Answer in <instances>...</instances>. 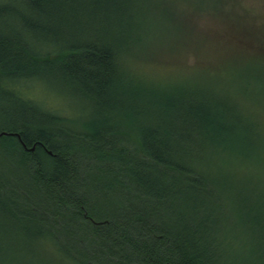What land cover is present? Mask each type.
<instances>
[{
    "label": "trees",
    "instance_id": "trees-1",
    "mask_svg": "<svg viewBox=\"0 0 264 264\" xmlns=\"http://www.w3.org/2000/svg\"><path fill=\"white\" fill-rule=\"evenodd\" d=\"M203 1L0 0V132L14 134L0 137V263L55 250L76 264H264V181L227 174L264 172V14ZM194 11L238 22L229 68L157 75L151 53L190 45ZM52 70L93 103L84 122L2 84Z\"/></svg>",
    "mask_w": 264,
    "mask_h": 264
},
{
    "label": "rangeland",
    "instance_id": "rangeland-1",
    "mask_svg": "<svg viewBox=\"0 0 264 264\" xmlns=\"http://www.w3.org/2000/svg\"><path fill=\"white\" fill-rule=\"evenodd\" d=\"M198 1L200 0H176V3L177 5L181 6L180 9L183 13H191L188 6L197 4ZM238 2L242 3L244 6L246 5L247 7H258L259 11L264 14V0H238ZM211 3L212 0L203 1V4L207 6H209ZM235 9L237 10L236 6ZM192 15H195V20L193 26L189 28V33L191 34V37H193L190 45H181L178 49L169 52L167 50L169 39H165L166 42L162 43L161 48H156L151 53V57L160 58L161 60L160 63H154L152 65L151 63L149 64L153 66L152 71L157 75L178 76L181 72L189 70H209L211 67L229 68L228 66L222 64V61L228 56L227 51L223 53L222 50L224 47L226 49V40L225 44L222 43L224 40L223 38L229 37L228 34L237 31L234 27H238V22L229 18L226 12L220 13V15H216L212 12L194 11ZM246 24L253 25L250 18H248V22ZM252 32H255V30L252 29ZM255 36L256 35H253V37ZM46 51H48V49L45 50V48H43L40 52L44 53ZM49 51L58 52L59 50L51 48L49 49ZM138 59H140V62L144 66L148 64V59H146L144 56H140L137 58V60ZM128 77L130 80H132V82H141V84L132 83V86L134 87L145 88L146 90H152L158 87L149 85L146 82H143L141 78H135L131 74ZM12 81L13 79H4V83L2 82V84L7 89H9L10 87L9 90H11V92L14 89L16 93L20 94L25 99L32 100L38 103L41 107L45 106L49 110L58 113L60 117H63V119L67 120V118H72L78 122H84L85 120H87V117L84 116L85 112L83 109H86L85 107L87 105H89V109H91L93 103L89 102L85 96H78V94L74 96L73 94H71L69 91H71L72 86L70 85V82L65 80L64 76L60 72H56L55 70L47 73L40 71L39 73H35L33 76H29L28 79H23L16 82L15 85V82ZM13 85L14 87H12ZM87 101L89 103H87ZM7 107L10 111H12V107L14 109V106L12 104H8ZM0 117V122H2V119L4 120V118H2V116ZM89 119L95 120L96 115L93 113L91 116H89ZM69 127L74 134H80V132H82L77 130L78 125L76 124H71L69 125ZM1 128L2 127L0 126V129ZM244 173L253 175L260 174V176L258 177L264 181V174L262 175V173L264 172L262 169H245L243 167H239L237 169L233 167L227 172V174L230 175L233 179H235L236 177L240 179L241 177L238 174L245 175ZM262 184L264 185V182H262ZM254 186L255 185L251 187L254 188ZM263 201L264 195L262 194L259 204L264 205ZM225 208L228 212L233 214V223L231 226H233L235 230H239L238 214L240 205L235 201H232L230 203L226 202ZM189 212L193 213L191 212V210ZM4 217L6 218V216ZM4 224L9 226V228L14 227L13 224L7 223V221H5ZM7 244L11 245L14 248L29 245L26 240L19 241L17 236H15L10 243L7 242ZM22 255L24 259L18 260L13 263L2 262L0 264H76L70 259L59 255L55 250L50 259V262L48 263L33 261V258L31 257L33 255V251H30L29 254L27 252H23Z\"/></svg>",
    "mask_w": 264,
    "mask_h": 264
},
{
    "label": "water",
    "instance_id": "water-1",
    "mask_svg": "<svg viewBox=\"0 0 264 264\" xmlns=\"http://www.w3.org/2000/svg\"><path fill=\"white\" fill-rule=\"evenodd\" d=\"M9 135H14V134H12V133H8V132H6V131H2V132H0V137H2V136H9ZM18 137H19V135H18ZM20 138V137H19ZM33 150V149H32Z\"/></svg>",
    "mask_w": 264,
    "mask_h": 264
}]
</instances>
